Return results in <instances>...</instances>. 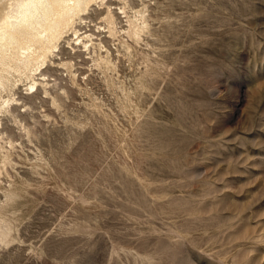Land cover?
<instances>
[{"label": "rangeland", "instance_id": "1", "mask_svg": "<svg viewBox=\"0 0 264 264\" xmlns=\"http://www.w3.org/2000/svg\"><path fill=\"white\" fill-rule=\"evenodd\" d=\"M86 8L4 73L0 264H264V0Z\"/></svg>", "mask_w": 264, "mask_h": 264}, {"label": "bare ground", "instance_id": "2", "mask_svg": "<svg viewBox=\"0 0 264 264\" xmlns=\"http://www.w3.org/2000/svg\"><path fill=\"white\" fill-rule=\"evenodd\" d=\"M92 1L0 0V87L7 82L4 73L8 69L20 73L33 61L44 60L62 31Z\"/></svg>", "mask_w": 264, "mask_h": 264}]
</instances>
